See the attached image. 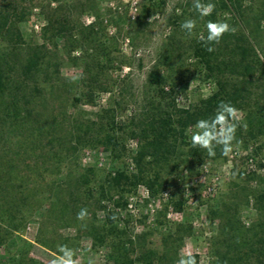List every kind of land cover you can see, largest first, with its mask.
I'll list each match as a JSON object with an SVG mask.
<instances>
[{"label":"rangeland","instance_id":"obj_1","mask_svg":"<svg viewBox=\"0 0 264 264\" xmlns=\"http://www.w3.org/2000/svg\"><path fill=\"white\" fill-rule=\"evenodd\" d=\"M161 1L155 0L154 4H150L147 0H0V16H10L11 27L14 15L26 16L16 25L22 43L13 42L6 33L0 34V58H8L16 64L23 61L29 48L46 46L49 57L59 65L58 74L50 69L51 84L40 75L36 83L29 86L30 91L33 87L39 89V94L31 93L36 113L31 120L37 119L34 134L23 133L14 140L11 137V142L5 144L6 149L0 144L2 162L14 155L23 160L17 169V176L29 177L25 187L33 192L32 196L37 198L40 192L43 197L52 200L49 188L55 178L57 164L52 160V148L55 147L49 145L52 136H67L61 148L63 163L59 180H63L68 173L75 176L87 168L112 177L117 172L134 174L130 170V159L132 142L136 141L127 135L124 137L126 154L115 160L110 151L102 146L83 145L75 154H69L71 144L68 143L72 141L67 134L73 121L95 120L94 116L107 108L116 109L117 123L131 127L132 119L139 115L144 105L145 94L150 93L146 85L147 74L165 57L171 63L162 66L161 72L171 73L177 80L179 77L188 80L186 92L180 91L176 81L177 109L195 104L213 90V81L195 66L189 49L191 40L202 34L200 31L204 28L206 17H199L193 8V0H163L164 4L159 5ZM240 1L243 8H252L256 12L264 9V0ZM187 18L197 21L191 37L180 27ZM218 19L230 20L231 16L229 13L222 16L218 13ZM260 28L264 32V19ZM261 35L264 36V33ZM92 54L98 56L103 68L96 70L93 103L87 104L80 98L81 93L86 91L82 84L84 65L81 61L74 65L70 59ZM12 70L13 74L19 73L17 67ZM74 97L80 98L81 102L76 103ZM240 115L244 119L243 112L240 111ZM51 125L57 127L55 135L48 130ZM194 131V127L187 130L189 140ZM24 139L28 142H23ZM243 145L244 140L234 145L233 152L224 161L205 159L194 175L180 166L172 171L164 191L148 200L137 193V188L123 193L112 190L103 198L95 192V205L88 204L89 216L83 221L76 219L67 227L64 225L67 217L63 220L55 216L45 218L49 207L47 203L40 210H32V213L25 211L26 220L22 227L0 247V264H17L22 256L50 264L55 255L35 243L39 225L44 221L45 238L48 241L49 238L69 240L76 250L79 264H87L90 256L95 258L96 264H115L108 247L94 240L87 229L82 228L83 224L88 227L94 220L97 224L101 223L111 212L119 214L115 223L117 228L126 232L135 248L140 249L139 252L155 253L156 262L162 261L168 248L176 252V261L180 255L191 251L199 264H217L214 249L219 239V221L213 217L212 211L216 210L220 201L230 199L235 190L234 184L249 190H264V183H248L241 175L242 172L247 174L249 167L246 162L251 155L255 175L264 179V137ZM258 147L261 151L255 155ZM120 197L126 206L117 209L115 202ZM130 197L136 200L132 211L127 207ZM31 201L34 202L33 197ZM176 202H180L181 206L175 207ZM76 215L71 214L68 218H76ZM239 217L248 228L257 220V213L250 205L241 209ZM178 228L185 229L186 234L179 232Z\"/></svg>","mask_w":264,"mask_h":264},{"label":"trees","instance_id":"obj_2","mask_svg":"<svg viewBox=\"0 0 264 264\" xmlns=\"http://www.w3.org/2000/svg\"><path fill=\"white\" fill-rule=\"evenodd\" d=\"M147 1L150 4L155 3V0ZM163 4L162 0L159 5ZM214 4L217 7L212 15L204 19V28L200 31L202 35L207 36L205 25L208 20H219L218 13L221 16L229 13L231 19L224 21L231 26L235 24L233 27L236 31L225 34L220 43L214 45L213 52L206 50L199 39L200 36L197 35L191 40L189 49L192 51L195 66L214 83V88L208 96L198 99L187 108L177 109L176 81L179 82L180 91L186 92L188 80L183 77L177 80L171 73L163 74L161 67L171 63V60L165 57L147 74L146 85L150 93L145 94L144 105L139 115L132 119L131 127H124L116 122L115 108L101 110L94 116L95 120H75L69 127L67 135L72 141L68 143L71 144L69 154H75L78 147L83 145L102 146L110 151L113 159H121L126 154L125 135L135 140L136 152L131 159L136 173L117 172L112 177L103 175L94 168H87L75 176L68 173L63 180H59L58 175L63 163L61 148L67 136H52L49 145L55 147L52 148V160L57 164L55 178L49 188L52 197L49 201L40 192L37 198L32 196L33 192L25 187L29 179L27 175L17 176L22 159L15 155L4 162L0 159V247L11 240L22 227L26 220L25 211L27 214L29 211L32 213V210H40L47 203L49 207L45 218L55 216L63 220L67 217L64 224L67 227L77 219L68 218L69 215L78 213L81 208H86L89 213L88 204L96 203L95 192L99 198H103L112 190L123 193L143 185L150 198H153L164 191L172 171L180 166L185 167L190 175H194L205 159L226 160V156L221 154L220 146L215 148L216 155L209 157L205 149L193 148L186 135L187 130L194 127L197 120L213 116L220 101L230 102L244 114L243 122L247 127L238 128L234 145L242 143L243 140L246 145L248 141L264 137V36L261 35L264 32L260 28L264 9L256 12L251 10L252 8H243L240 0H217ZM13 17L11 27L10 16H0V34L6 33L13 42L22 43L16 25L24 21L26 16L19 14ZM88 29L92 31V27ZM70 60L74 65L79 61L84 65L82 84L86 91L81 93L80 98L84 99L85 103L92 104L96 70L103 68L102 62L93 54ZM15 63L8 58H0V144H3L2 148L5 149V144L11 142V137L14 140L17 135L21 136L23 133H29L31 136L34 134L37 119L31 120L36 116L31 93L34 91L39 94V89L33 87L30 91V84L34 85L40 75L51 84L50 69L56 74L59 71L58 63L49 57L46 46L29 48L23 61ZM13 67L19 69L18 74H13ZM87 74L89 77L85 78ZM80 98L73 99L78 103L81 102ZM48 130L55 135L57 127L51 125ZM23 142H28V139ZM259 151L261 148H256L255 155ZM241 175L248 183H264V179L257 177L254 172H242ZM234 188L230 199L220 201L216 210L212 211L213 217L219 221V239L214 249L217 264H264V190H249L235 184ZM32 197L34 202L31 201ZM250 205L257 213V220L246 228L240 221L239 213ZM115 206L118 209L125 207L126 203L120 197ZM180 206V202L175 203V207ZM113 215L119 216L117 212H111L105 215L104 221L97 224L94 220L86 229L94 240L108 247L115 264H175L176 252H171L168 248L160 263L156 262L155 253L142 250L139 252L140 249L135 248L133 242L127 238L126 232L117 228L116 220L112 219ZM44 223H40L37 231V245L54 255L57 254V245L67 244L72 248L69 240L49 238L48 241L45 238ZM178 231L186 234L185 229L178 228ZM181 239L182 236L179 240ZM17 264L43 263L22 256Z\"/></svg>","mask_w":264,"mask_h":264},{"label":"clouds","instance_id":"obj_3","mask_svg":"<svg viewBox=\"0 0 264 264\" xmlns=\"http://www.w3.org/2000/svg\"><path fill=\"white\" fill-rule=\"evenodd\" d=\"M215 7L216 5L211 0H193V8L200 18L211 16ZM180 27L187 36L191 37L197 27V21L187 18L181 22ZM205 27L207 36L201 34L199 39L209 52L215 51L214 45H218L225 34L236 31L235 27L224 20H208ZM240 127L246 128L247 125L243 122L239 109L230 102L220 101L213 116L196 121L194 125L196 131L191 134L190 143L193 148L205 149L209 157L216 155V146H220L223 156H228L233 152L234 141L237 140L236 132ZM88 216V210L81 208L76 218L83 221ZM112 219L115 221L118 217L113 215ZM82 228L86 229L87 225L83 224ZM50 264H79L76 250L67 244L57 245V254ZM87 264H96L95 258L90 256ZM176 264H199V262L196 255L188 251L180 255Z\"/></svg>","mask_w":264,"mask_h":264},{"label":"built area","instance_id":"obj_4","mask_svg":"<svg viewBox=\"0 0 264 264\" xmlns=\"http://www.w3.org/2000/svg\"><path fill=\"white\" fill-rule=\"evenodd\" d=\"M135 152H136V142H132L131 155L133 156L135 154ZM246 164H247V167H249V169L247 170V173H250V172L256 173L255 166H254V159L251 155L248 156ZM130 170L132 173H136V169H135V166L132 162V159H130ZM137 193H139L146 200L151 199L149 196L148 190L143 185L137 186ZM135 201L136 200L133 197H130L128 199L127 207L129 209V211L133 210Z\"/></svg>","mask_w":264,"mask_h":264}]
</instances>
